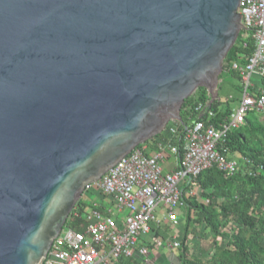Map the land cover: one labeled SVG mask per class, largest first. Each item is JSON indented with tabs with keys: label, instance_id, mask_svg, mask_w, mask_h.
<instances>
[{
	"label": "water",
	"instance_id": "obj_1",
	"mask_svg": "<svg viewBox=\"0 0 264 264\" xmlns=\"http://www.w3.org/2000/svg\"><path fill=\"white\" fill-rule=\"evenodd\" d=\"M240 0H0V264H39L88 184L181 122Z\"/></svg>",
	"mask_w": 264,
	"mask_h": 264
},
{
	"label": "built area",
	"instance_id": "obj_2",
	"mask_svg": "<svg viewBox=\"0 0 264 264\" xmlns=\"http://www.w3.org/2000/svg\"><path fill=\"white\" fill-rule=\"evenodd\" d=\"M238 12L242 30L249 31L255 40V51L244 65L232 64L241 77L243 93L229 119L219 126L202 121L191 123L183 136L181 158L175 143L176 126L168 129L167 140L159 141L154 153L146 154V145L132 150L100 180L85 188L108 197L114 209L93 206L82 216L84 228H63L39 264H115L121 257L149 262L147 239L151 223H180L177 212L185 207L183 187L187 194L197 195L196 178L209 168L216 167L228 176L238 172L240 163L224 157L217 147L229 130L244 123L250 112L264 114V92L253 82V77L264 76V0H240ZM168 154L177 157L175 168H165ZM74 217L81 218L77 212ZM177 237L169 241L171 249L179 247Z\"/></svg>",
	"mask_w": 264,
	"mask_h": 264
},
{
	"label": "trees",
	"instance_id": "obj_3",
	"mask_svg": "<svg viewBox=\"0 0 264 264\" xmlns=\"http://www.w3.org/2000/svg\"><path fill=\"white\" fill-rule=\"evenodd\" d=\"M255 51V40L249 31L242 30L224 61L223 72L231 73L239 82L242 95L241 77L232 64L244 65ZM222 72V73H223ZM222 73L220 79H222ZM254 85L264 92V76L255 77ZM224 84L221 80L219 91ZM242 97V96H241ZM239 98V102L241 100ZM209 94L205 88L188 97L181 108V122H170L166 129L148 142L152 153L157 143L167 140L168 129L176 126L178 137V158L183 154V136L186 128L194 121L219 126L226 122L238 106L219 100L208 106ZM239 104V103H238ZM218 151L229 160L240 163V169L228 176L216 167L204 170L197 178V195H189L183 187L182 200L185 207L180 245L175 249L177 264H264V114L254 110L250 112L242 125L231 129L219 142ZM146 154L150 155L146 152ZM248 160L249 163L246 161ZM253 171V174H250ZM93 208L82 198L74 206L65 223L66 227L79 230L84 228L82 216ZM77 212L81 218L74 217ZM168 226L164 229L152 225V238L148 239V248L160 244L166 246ZM199 232L200 234H196ZM199 238L198 250L192 248L189 236ZM116 264H151L138 257H121Z\"/></svg>",
	"mask_w": 264,
	"mask_h": 264
},
{
	"label": "rangeland",
	"instance_id": "obj_4",
	"mask_svg": "<svg viewBox=\"0 0 264 264\" xmlns=\"http://www.w3.org/2000/svg\"><path fill=\"white\" fill-rule=\"evenodd\" d=\"M255 77H253V81H254ZM224 81V84L222 85L220 91H219V96L221 97V99L225 102H229V105L230 106H237L238 103H239V98L242 96L241 93H240V90L238 88V80L236 78H234V76L231 74V73H226V72H223L222 73V79ZM165 168L167 169V167L165 166ZM100 192L97 191V190H90V191H84L83 195H82V200L87 203V204H90V203H93L95 201L98 200V198L100 197ZM178 219L180 221V223L178 225H173L171 224L169 221H165L163 222L162 224H160V226L162 228H164L165 226H168V233H167V237H168V240L170 239V237H174V235L177 237H179V235L177 234L178 230H179V233H180V237L182 236V221H184V214L181 212V211H178ZM156 226V224L154 223H151V226ZM66 228V226H64V229ZM196 234H200L199 232H196ZM177 237V238H178ZM179 237V238H180ZM178 238V239H179ZM189 239H190V242L192 244V248L194 250H198L199 249V246H200V240L199 238H196L194 239L193 236H189ZM168 243L169 241L166 243V246H164V250H170L169 246H168ZM149 251L151 254H155L157 252V249L155 248H149ZM150 254V255H151ZM116 264V263H115Z\"/></svg>",
	"mask_w": 264,
	"mask_h": 264
},
{
	"label": "crops",
	"instance_id": "obj_5",
	"mask_svg": "<svg viewBox=\"0 0 264 264\" xmlns=\"http://www.w3.org/2000/svg\"><path fill=\"white\" fill-rule=\"evenodd\" d=\"M146 147H147L146 152L151 154L152 150H150L149 145H146ZM177 162H178L177 157H175L174 155L168 154L165 165H166L167 169H172V168H175V166L177 165ZM88 205L98 206L102 210H105L108 208L114 209V204L111 202V200L102 194H100V197L98 198L97 201L90 203ZM183 222L184 221H182L181 224H183ZM162 229H164V228H162ZM150 238H152V234L149 235L148 239H150ZM148 239H147V241H148ZM154 248L157 249V252L154 255L150 253L151 255H150L149 262L151 264H177L178 261L176 258L175 249L169 248L170 250L165 251L163 249L164 246L160 245V244L156 245Z\"/></svg>",
	"mask_w": 264,
	"mask_h": 264
}]
</instances>
